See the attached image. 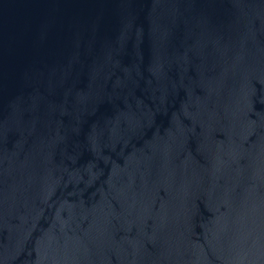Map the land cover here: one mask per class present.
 <instances>
[{
	"label": "water",
	"instance_id": "water-1",
	"mask_svg": "<svg viewBox=\"0 0 264 264\" xmlns=\"http://www.w3.org/2000/svg\"><path fill=\"white\" fill-rule=\"evenodd\" d=\"M0 264H264V0H0Z\"/></svg>",
	"mask_w": 264,
	"mask_h": 264
}]
</instances>
